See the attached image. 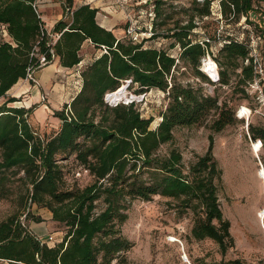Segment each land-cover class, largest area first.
<instances>
[{
	"label": "trees",
	"instance_id": "obj_1",
	"mask_svg": "<svg viewBox=\"0 0 264 264\" xmlns=\"http://www.w3.org/2000/svg\"><path fill=\"white\" fill-rule=\"evenodd\" d=\"M205 1L200 20L212 17V0ZM61 2L64 17L49 30L38 0H0L1 34L10 38L0 42V98L29 72L40 69L43 57L48 64L58 59L67 68L79 67L88 58L81 71L80 91L55 112L61 127L51 137H42L30 123L35 107L8 106L18 101L15 97L0 106V193L6 192L7 181L22 174L18 180L24 211L28 204L46 207L66 229L64 237L51 245L13 214L0 221V260L9 264H122L133 246L122 232L127 211L135 200L151 201L157 195L176 202L180 210L191 211L192 237L213 240L226 255L235 247V239L220 203L223 171L213 147L189 167L179 150L162 153V148L173 143L178 127L200 126L212 118L211 129L220 132L236 123L242 104L234 110L219 95L207 94L205 84L229 86L236 76L237 85H245L242 92L256 101L249 91L255 72L247 60H251L253 38L260 37L264 54V26H256L260 32L255 36L243 27L245 31L227 32L211 41L210 37L193 38L199 26L194 15L186 24L176 20L169 27L164 22L167 28L161 32L153 22L146 40L175 39L172 47L159 49L145 46L135 27L133 34L127 29L124 37L103 27L97 19L99 9L91 4ZM153 2L158 18L164 3L149 0L147 4ZM263 2L220 0L221 13L236 24L242 18L251 23L253 15L264 18ZM88 42L99 54H81ZM213 49L220 68L217 80L199 67ZM181 58L205 82H177L174 73ZM127 81H131L128 87H138L137 94L154 89L165 93L167 108L155 129L151 128L153 117L143 116L136 100L115 105L106 100ZM252 129L254 137L264 138L262 129ZM70 158L92 177L91 183L81 186L67 181L63 162ZM34 218L41 222L40 217Z\"/></svg>",
	"mask_w": 264,
	"mask_h": 264
},
{
	"label": "rangeland",
	"instance_id": "obj_2",
	"mask_svg": "<svg viewBox=\"0 0 264 264\" xmlns=\"http://www.w3.org/2000/svg\"><path fill=\"white\" fill-rule=\"evenodd\" d=\"M148 1L111 0L106 2L109 7L105 10L102 7L99 9L97 17L116 25L119 37L125 36L128 27L137 28L139 39L145 46L159 49L172 47L175 39L161 37L146 40L151 36L153 22L156 23L154 29L161 32L167 28L164 22L167 21L169 27L176 20L186 24L190 16L194 15L199 26L196 30L197 36L193 38L210 37L211 41L220 39L227 32L240 33L244 29H249L255 36L260 32L257 27L264 26V18L260 14L253 15L251 23L244 18L239 23H234L232 18L222 15L220 0H212V17L203 20L198 15L207 7L205 0H162V15L158 18L155 17L154 2L149 5ZM59 2L62 5L61 0ZM102 3L104 4L103 1ZM39 10L41 11L40 7ZM41 13L43 19L49 14L48 11ZM3 40L8 41L10 38L2 35L0 28V42ZM213 51L200 60L199 67L202 71L206 70L205 59L212 58L216 61L218 53L216 49ZM92 52L99 54L88 42L81 54L86 57ZM195 71L193 66L181 58L174 78L180 83L188 80L198 83V79L205 82L201 77H196L198 74ZM72 73L73 70L68 72L70 83H38V78L32 74L29 77L32 83H20L13 87L6 97L0 98V106L9 98L15 97L18 101L9 103L8 106L35 107L30 123L42 137H51L61 127V120L55 116V112L62 110L66 101L76 92V88L80 87ZM64 77L66 79V75ZM238 81L239 78L233 76L229 86H205L206 93L219 95L234 110L241 104L251 107L254 113L248 119L239 120L237 116L235 124L220 132L211 129L212 118L200 126L178 127L173 143L162 148V153L171 149L179 150L189 167L198 156L204 155L213 147L214 156L223 171L219 184L220 203L225 217L231 222L235 247L223 255L213 240H195L191 234L193 213L180 210L175 207L176 202L157 195L151 201L135 200L127 211L128 219L122 226V232L133 246L124 254L125 261L122 264H222L231 260H239L241 264H264V138L254 137L252 129L264 131V118L255 112L259 108L258 104L242 92L245 85H237ZM137 89V86L128 87L126 94L137 101L143 116L153 117L151 128L155 129L161 121L160 114L167 108L168 99L165 93L157 89L145 94H137ZM260 141L263 147L262 143H258ZM63 163L66 165L69 183L86 186L92 182V177L74 163L73 158ZM10 174L11 172L8 173ZM21 175L7 181L4 185L6 192L4 195L0 193V221L17 214L43 241L51 245L57 243L64 237L65 227L53 220L52 212L46 207L28 204L24 211L22 184L18 180ZM34 217H40L41 222H37ZM0 264L9 263L0 260Z\"/></svg>",
	"mask_w": 264,
	"mask_h": 264
},
{
	"label": "crops",
	"instance_id": "obj_3",
	"mask_svg": "<svg viewBox=\"0 0 264 264\" xmlns=\"http://www.w3.org/2000/svg\"><path fill=\"white\" fill-rule=\"evenodd\" d=\"M102 1L104 2V4L102 3ZM38 2H39V7L41 11L42 12L48 11L49 13L48 16H44V21L46 22L47 28L51 30L54 27V25L64 17L63 11H62V5L59 2V0H38ZM106 2L109 3L111 2V0H75L76 5L91 4L92 6L95 5L98 9L102 7L103 8L102 10H105V8L110 6ZM100 4H103V5L101 6ZM97 19H98V22L103 27L110 29V30H114L116 32L117 30L116 25H114L111 21L102 20L100 19V17H97ZM87 61H88V58H85L81 62L79 67L67 68V67L62 66L58 59H55L51 63L34 71L33 75L38 78L39 80L38 83H70V77L68 76V72L73 70L72 74L75 76L74 80H76V83H79L80 87L76 88L77 89L76 92L70 97L68 101H66V103H69L80 91L81 83H82L81 71L84 68V65L87 63ZM65 75H66V79L64 77ZM20 83H32V82L27 77L25 79H21L16 85Z\"/></svg>",
	"mask_w": 264,
	"mask_h": 264
},
{
	"label": "built area",
	"instance_id": "obj_4",
	"mask_svg": "<svg viewBox=\"0 0 264 264\" xmlns=\"http://www.w3.org/2000/svg\"><path fill=\"white\" fill-rule=\"evenodd\" d=\"M39 6V3H38ZM136 31L134 27H130L127 30L128 34H133ZM58 36H56V39ZM55 39V40H56ZM259 43H261L260 37L259 38H253L252 43L250 44L251 49V60H247V63L252 62L255 76L254 80L250 83L249 91L255 94L256 96V102L259 106V108H256L255 112L261 114L264 118V54L262 50L259 48ZM41 67L47 65V61L45 57L41 59ZM216 62V61H215ZM217 64V62H216ZM204 72H208L207 70H203ZM34 71L29 72L28 78L32 76ZM241 72V69L239 70ZM208 75L213 79L217 80L219 79V66L217 64V72L216 77H213L211 73H208ZM205 86H208V84H205ZM110 104H112V101L108 100ZM115 104V103H114ZM246 109V110H245ZM254 113V110L251 107L247 106H240L237 110V116L240 119H248L252 114ZM262 142V141H260ZM263 146V145H262ZM50 240H53V237H50Z\"/></svg>",
	"mask_w": 264,
	"mask_h": 264
},
{
	"label": "bare ground",
	"instance_id": "obj_5",
	"mask_svg": "<svg viewBox=\"0 0 264 264\" xmlns=\"http://www.w3.org/2000/svg\"><path fill=\"white\" fill-rule=\"evenodd\" d=\"M204 66L206 68V70L211 73L213 75V77H216V72H217V64L216 62L212 59V58H207L204 60ZM127 95V99H129V96L128 94ZM110 101H114L115 103L117 101H120L121 98H120V95L119 93H114L110 96L109 98ZM246 110V109H245ZM258 143H262V142H258ZM263 145V143H262ZM263 147V146H262Z\"/></svg>",
	"mask_w": 264,
	"mask_h": 264
},
{
	"label": "water",
	"instance_id": "obj_6",
	"mask_svg": "<svg viewBox=\"0 0 264 264\" xmlns=\"http://www.w3.org/2000/svg\"><path fill=\"white\" fill-rule=\"evenodd\" d=\"M130 82L131 81H127L126 84H124L119 90H117L116 92L108 94L106 97V100L108 101L112 94L119 93L121 100L117 101L116 103L114 101H112V103L118 104L120 102H124V103L133 102L135 99H132V98L127 99V95H126V91H127V88L129 86Z\"/></svg>",
	"mask_w": 264,
	"mask_h": 264
}]
</instances>
